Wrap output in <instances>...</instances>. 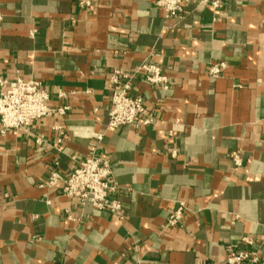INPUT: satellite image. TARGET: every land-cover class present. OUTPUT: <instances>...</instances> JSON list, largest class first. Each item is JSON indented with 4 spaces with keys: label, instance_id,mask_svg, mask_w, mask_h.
Segmentation results:
<instances>
[{
    "label": "crops",
    "instance_id": "obj_1",
    "mask_svg": "<svg viewBox=\"0 0 264 264\" xmlns=\"http://www.w3.org/2000/svg\"><path fill=\"white\" fill-rule=\"evenodd\" d=\"M80 1L0 0V77L70 106L29 131L0 122V264H227L244 235L264 260V0H190L182 18L155 0ZM143 61L169 78L133 83L155 121L108 128L110 74ZM93 152L113 167L121 221L46 184ZM178 201L182 225L166 227Z\"/></svg>",
    "mask_w": 264,
    "mask_h": 264
},
{
    "label": "built area",
    "instance_id": "obj_2",
    "mask_svg": "<svg viewBox=\"0 0 264 264\" xmlns=\"http://www.w3.org/2000/svg\"><path fill=\"white\" fill-rule=\"evenodd\" d=\"M190 0H155L157 7L162 8L166 16L183 17L184 6ZM93 0H81L82 7L91 6ZM200 4L208 3L213 9L222 7V0H199ZM3 14L0 12V22ZM226 68L224 61H217L209 66L208 73L212 77H219ZM112 85L111 108L109 111L108 128L114 129L123 125L143 124L151 125L155 120L148 114L145 98L141 95H132L133 83L142 79L152 86H163L167 89L169 78L162 67L154 62L143 61L131 70L115 69L110 74ZM65 96V93H61ZM50 94L44 88L41 81L36 79H24L18 77L9 81L0 77V122L1 131L5 133L8 129L29 131L33 122L44 117H64L70 110L69 105L51 106L49 104ZM56 130L60 132L58 142H62V135L66 127L57 125ZM97 140L102 139L101 134L96 135ZM40 142V140H38ZM176 155V153H172ZM73 170L64 175L57 169L50 172L46 181L47 185L60 184V195L68 199H76L81 205L90 204L97 209L108 211L114 218L121 221L122 201L116 197L119 186L115 183L113 167L108 158L103 155L92 153L90 156L77 159ZM235 165H241V160L234 157ZM57 164V163H56ZM186 204L178 201L177 206L169 213L166 227H178L182 225ZM68 218H71L70 207L65 210ZM244 247L238 248L234 245L227 247V264H264L263 258L258 251L253 250L254 239L250 235L241 238Z\"/></svg>",
    "mask_w": 264,
    "mask_h": 264
}]
</instances>
